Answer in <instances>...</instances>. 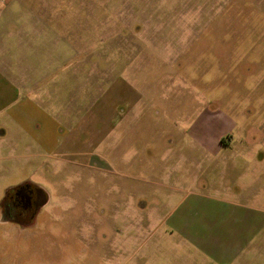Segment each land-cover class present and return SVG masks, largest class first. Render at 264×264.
I'll return each instance as SVG.
<instances>
[{
  "label": "rangeland",
  "instance_id": "rangeland-1",
  "mask_svg": "<svg viewBox=\"0 0 264 264\" xmlns=\"http://www.w3.org/2000/svg\"><path fill=\"white\" fill-rule=\"evenodd\" d=\"M0 130V264H264V0H0Z\"/></svg>",
  "mask_w": 264,
  "mask_h": 264
},
{
  "label": "flooded vegetation",
  "instance_id": "flooded-vegetation-1",
  "mask_svg": "<svg viewBox=\"0 0 264 264\" xmlns=\"http://www.w3.org/2000/svg\"><path fill=\"white\" fill-rule=\"evenodd\" d=\"M12 192L11 196L6 195L0 201V217L25 229L34 220L38 209L46 203L47 197L41 189L26 184L17 186Z\"/></svg>",
  "mask_w": 264,
  "mask_h": 264
},
{
  "label": "crops",
  "instance_id": "crops-1",
  "mask_svg": "<svg viewBox=\"0 0 264 264\" xmlns=\"http://www.w3.org/2000/svg\"><path fill=\"white\" fill-rule=\"evenodd\" d=\"M213 123L216 125L213 126ZM219 124L226 129H223ZM193 125H195L193 129L195 136L193 139L196 141V146L201 148L202 151L208 150L212 153H219L220 149L230 147L231 137L229 128L232 125H236V122L230 120V117L226 116V113L220 112L201 115ZM214 127L217 129H214ZM5 133L4 130H0V136H4ZM225 138H229V142H226Z\"/></svg>",
  "mask_w": 264,
  "mask_h": 264
}]
</instances>
